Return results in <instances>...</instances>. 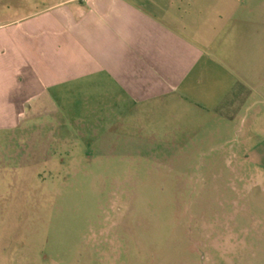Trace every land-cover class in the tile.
<instances>
[{"label":"rangeland","instance_id":"374dc122","mask_svg":"<svg viewBox=\"0 0 264 264\" xmlns=\"http://www.w3.org/2000/svg\"><path fill=\"white\" fill-rule=\"evenodd\" d=\"M253 90L173 133L0 119V264H264L263 69Z\"/></svg>","mask_w":264,"mask_h":264},{"label":"crops","instance_id":"0c3cea01","mask_svg":"<svg viewBox=\"0 0 264 264\" xmlns=\"http://www.w3.org/2000/svg\"><path fill=\"white\" fill-rule=\"evenodd\" d=\"M6 5L0 119L16 118L21 134L64 127L83 110L107 133L205 129L217 117L233 120L264 70V0Z\"/></svg>","mask_w":264,"mask_h":264}]
</instances>
